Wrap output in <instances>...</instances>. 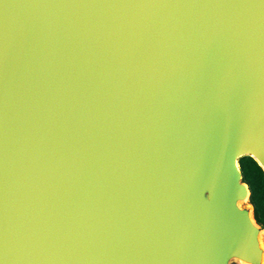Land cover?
<instances>
[{
    "label": "water",
    "instance_id": "water-1",
    "mask_svg": "<svg viewBox=\"0 0 264 264\" xmlns=\"http://www.w3.org/2000/svg\"><path fill=\"white\" fill-rule=\"evenodd\" d=\"M264 0H0V264H264Z\"/></svg>",
    "mask_w": 264,
    "mask_h": 264
},
{
    "label": "trees",
    "instance_id": "trees-1",
    "mask_svg": "<svg viewBox=\"0 0 264 264\" xmlns=\"http://www.w3.org/2000/svg\"><path fill=\"white\" fill-rule=\"evenodd\" d=\"M242 172L252 191V202L259 223L264 225V172L253 159L242 160Z\"/></svg>",
    "mask_w": 264,
    "mask_h": 264
},
{
    "label": "rangeland",
    "instance_id": "rangeland-1",
    "mask_svg": "<svg viewBox=\"0 0 264 264\" xmlns=\"http://www.w3.org/2000/svg\"><path fill=\"white\" fill-rule=\"evenodd\" d=\"M247 159H252V158H245V159H243V160H247ZM242 162V161H241ZM240 166H241V169H242V165H241V163H240ZM244 179H245V177H244ZM246 181V180H245ZM250 186V185H249ZM252 200V199H251ZM253 203V202H252ZM254 205V204H253ZM254 208H255V206H254Z\"/></svg>",
    "mask_w": 264,
    "mask_h": 264
}]
</instances>
